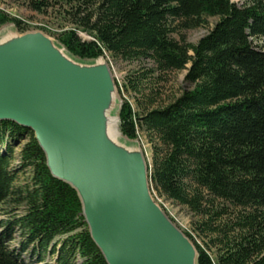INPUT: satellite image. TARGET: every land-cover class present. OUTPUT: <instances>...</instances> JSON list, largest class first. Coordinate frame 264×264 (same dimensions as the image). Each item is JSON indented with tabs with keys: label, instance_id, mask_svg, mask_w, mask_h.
Instances as JSON below:
<instances>
[{
	"label": "trees",
	"instance_id": "16d2710c",
	"mask_svg": "<svg viewBox=\"0 0 264 264\" xmlns=\"http://www.w3.org/2000/svg\"><path fill=\"white\" fill-rule=\"evenodd\" d=\"M62 3L69 5L76 29L92 38L82 40L70 30L57 39L79 61L108 53L129 63L148 60L159 73L190 64L186 82L195 87L169 105L139 116L123 100L119 132L128 140L137 139L139 129L153 137L150 189L206 218L200 230L210 235L215 259L185 233L197 264H264V52L250 40L264 39V0H30L29 7L43 14ZM206 17L219 20L196 45L187 44L181 31ZM8 22L25 32L20 21L0 13V26ZM144 80L139 72L126 78L125 87L141 92ZM21 140L26 142L19 161L32 173L18 220L26 246L48 252L53 245L57 264H71L76 256L82 264H106L76 192L50 175L32 132L11 122H0V204L11 191L12 148ZM216 201L236 209L229 227L236 236L217 223L226 213ZM5 242L0 234V264H23Z\"/></svg>",
	"mask_w": 264,
	"mask_h": 264
},
{
	"label": "water",
	"instance_id": "95a60500",
	"mask_svg": "<svg viewBox=\"0 0 264 264\" xmlns=\"http://www.w3.org/2000/svg\"><path fill=\"white\" fill-rule=\"evenodd\" d=\"M117 105L103 59L79 61L40 31L0 36V122L32 132L50 175L76 192L106 264H197L151 195L140 147L111 136Z\"/></svg>",
	"mask_w": 264,
	"mask_h": 264
},
{
	"label": "rangeland",
	"instance_id": "374dc122",
	"mask_svg": "<svg viewBox=\"0 0 264 264\" xmlns=\"http://www.w3.org/2000/svg\"><path fill=\"white\" fill-rule=\"evenodd\" d=\"M29 1L30 0H0V13L6 15L10 19L20 21L22 23L21 26H23V28L25 27V32L40 31L55 42H57L60 35L70 30H75L77 36L82 40L88 41L92 39L87 32L76 29V26H74L72 22L71 14L68 13H72L69 5L62 3L50 8L46 13L41 14L31 10ZM231 1L237 5H241L244 2V0ZM218 20V17H206L200 26L181 31L185 36L186 43L196 45L213 30ZM12 30L22 34L17 30L13 22H8L0 26V36ZM250 40L257 50H262L264 52V39L251 38ZM99 59H103L108 64L116 84L118 98L117 110L115 112L117 115H115L116 117H118V111L123 100L130 103L134 112L141 116L146 110L158 109L169 105L185 91H190L195 87L194 84L186 82L190 64L186 66V69L181 71L159 73L148 60L143 63H129L121 59L113 58L108 53H105L104 57H100ZM139 72H144L146 74V80H144L145 82L142 84L141 92L135 93L130 89H126V78L135 77ZM117 130L119 132V129ZM119 138L128 145H138L143 152L147 166L151 164L153 137H149L144 130L139 129L137 131V139L135 140L126 139L120 132ZM25 142L26 140H21L12 148L9 172L13 176V183L10 194L0 204V234H3L6 238L5 245L7 249L17 255L21 263L57 264V254L51 251L53 245H50L48 252L32 250V245L26 246L27 240L23 231V226L18 223V220L23 216L26 210V204L23 198L25 197V191L31 186L32 175L30 169H22L19 161V152ZM150 190L156 203L161 207L173 224L184 234H188L195 243L205 249L212 255L213 259H215L217 253L216 249L208 248V245H210V235L200 230V224L203 223L206 218H201L185 206L164 199L159 195L156 189ZM214 206L216 208H224L226 213L220 220H217V223L225 225V228H227L229 232L231 231L229 233L230 237L236 236L238 234L237 229H229V227H232L236 222V209L222 201H216ZM24 246L25 248H23ZM57 248L58 247H56V249ZM71 264H82V262L81 259L76 256Z\"/></svg>",
	"mask_w": 264,
	"mask_h": 264
},
{
	"label": "bare ground",
	"instance_id": "6f19581e",
	"mask_svg": "<svg viewBox=\"0 0 264 264\" xmlns=\"http://www.w3.org/2000/svg\"><path fill=\"white\" fill-rule=\"evenodd\" d=\"M115 115L116 114L114 113V116L112 117V119H110V122H111L110 123V133H111V136L116 139V138H119V132L117 130L118 129V117H116L117 115L116 116Z\"/></svg>",
	"mask_w": 264,
	"mask_h": 264
}]
</instances>
